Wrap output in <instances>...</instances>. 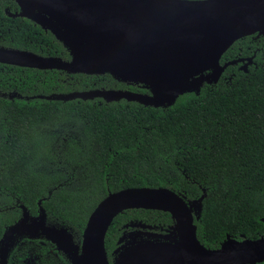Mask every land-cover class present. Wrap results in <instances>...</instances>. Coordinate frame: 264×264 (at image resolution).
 <instances>
[{
  "label": "trees",
  "instance_id": "trees-1",
  "mask_svg": "<svg viewBox=\"0 0 264 264\" xmlns=\"http://www.w3.org/2000/svg\"><path fill=\"white\" fill-rule=\"evenodd\" d=\"M0 0V45L71 59L55 35ZM218 83L179 95L170 106L122 99H46L39 95L90 89L150 93L140 83L110 73H69L0 62V240L24 206L47 224L65 227L80 243L89 216L110 192L132 187H169L187 201L202 200L196 221L200 241L219 248L227 235L264 237V33L238 39L221 63ZM169 212L134 208L112 222L106 248L113 251L131 222L164 231ZM71 264L44 237L21 236L8 264ZM264 264V263H263Z\"/></svg>",
  "mask_w": 264,
  "mask_h": 264
},
{
  "label": "water",
  "instance_id": "water-1",
  "mask_svg": "<svg viewBox=\"0 0 264 264\" xmlns=\"http://www.w3.org/2000/svg\"><path fill=\"white\" fill-rule=\"evenodd\" d=\"M26 17L39 24L70 50L71 59L0 45V62L69 73L106 74L140 83L150 93L125 89H90L50 95L46 99L136 101L146 106L172 105L186 92L198 93L205 83H218L225 69L254 57L221 63L224 53L245 36L264 33V0H14ZM187 201L169 187H132L110 192L89 216L80 243L65 227L47 224L41 208L37 217L22 206L23 215L8 226L0 240V264H8L10 248L21 236L44 237L71 264H111L106 236L114 219L128 209L171 213L170 234L135 227L114 249V264H263L264 237L241 239L227 235L219 248L205 246L197 235L202 200ZM264 222V217L262 218ZM141 228V229H138Z\"/></svg>",
  "mask_w": 264,
  "mask_h": 264
},
{
  "label": "flooded vegetation",
  "instance_id": "flooded-vegetation-1",
  "mask_svg": "<svg viewBox=\"0 0 264 264\" xmlns=\"http://www.w3.org/2000/svg\"><path fill=\"white\" fill-rule=\"evenodd\" d=\"M19 7V6H18ZM17 11H20V7H19V10ZM16 11V12H17ZM14 13V12H13ZM29 19V18H28ZM31 20V19H30ZM34 22V21H33ZM37 24V23H36ZM153 210V209H152ZM162 211V210H161ZM166 212V211H165ZM171 214V213H170ZM172 216V215H171ZM173 218V217H172ZM173 222L171 224L168 225V227L166 229H164V231H158V230H155L152 226L150 227H146L144 230L146 231H152V232H156V233H160V234H163V235H167V234H170L172 231H173V227L175 225V220L174 218L172 219ZM196 221H198L197 219H195V223ZM197 224V223H196ZM138 229H141V228H138ZM205 245V244H204ZM206 246V245H205ZM210 248V247H209ZM215 249V248H214Z\"/></svg>",
  "mask_w": 264,
  "mask_h": 264
},
{
  "label": "rangeland",
  "instance_id": "rangeland-1",
  "mask_svg": "<svg viewBox=\"0 0 264 264\" xmlns=\"http://www.w3.org/2000/svg\"><path fill=\"white\" fill-rule=\"evenodd\" d=\"M29 264H32V263H29Z\"/></svg>",
  "mask_w": 264,
  "mask_h": 264
}]
</instances>
